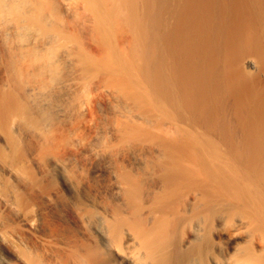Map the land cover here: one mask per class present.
<instances>
[{"label":"bare ground","instance_id":"bare-ground-1","mask_svg":"<svg viewBox=\"0 0 264 264\" xmlns=\"http://www.w3.org/2000/svg\"><path fill=\"white\" fill-rule=\"evenodd\" d=\"M0 264H264V0H0Z\"/></svg>","mask_w":264,"mask_h":264}]
</instances>
